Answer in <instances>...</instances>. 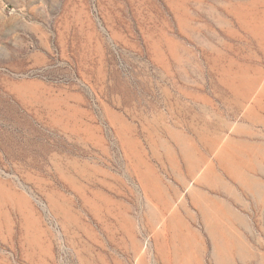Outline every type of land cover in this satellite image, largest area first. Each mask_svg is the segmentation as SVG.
I'll return each mask as SVG.
<instances>
[{"label": "rangeland", "instance_id": "1", "mask_svg": "<svg viewBox=\"0 0 264 264\" xmlns=\"http://www.w3.org/2000/svg\"><path fill=\"white\" fill-rule=\"evenodd\" d=\"M256 83L264 0H0V264H264V203L201 182L233 137L264 200ZM193 188L243 216L219 260Z\"/></svg>", "mask_w": 264, "mask_h": 264}, {"label": "bare ground", "instance_id": "2", "mask_svg": "<svg viewBox=\"0 0 264 264\" xmlns=\"http://www.w3.org/2000/svg\"><path fill=\"white\" fill-rule=\"evenodd\" d=\"M257 85L258 84L256 83L255 85L246 87V91L243 93V98L245 100L253 99L257 105H260L263 101L262 98H264V89L257 91ZM261 121H263V118H261ZM238 145V142H236L233 137H230L227 140L225 149H221L220 152L217 153L216 162L207 166V176H205L204 180L201 182L203 185H206V187L208 186L213 191H216V193H225L230 199H233V201H237L239 199L240 193L248 194V192H250L258 204L264 203L262 194L260 193L262 183L259 184L257 179L250 175L248 171L249 169H252V166L253 169L255 168V164L251 163L252 150L251 152H248L244 143H241L243 151L237 150L241 148H239ZM189 153L190 151L184 152L183 157L186 160L188 171L193 173L194 166L192 164L193 161H191L192 157H189ZM171 162H173L174 166H178L179 164L177 158L173 159ZM219 168L222 170L221 173L219 172ZM175 194L177 195V191ZM215 200L217 199L210 198L202 189H194L195 205L199 209L201 217L205 220L206 227L208 228L212 240L216 245V249L218 250L216 257L219 260L221 258L219 253H221L222 250L229 248L231 244V248L235 247L233 243L236 240L233 238L234 234L230 232L232 227L231 225H234V223L237 221H239L238 223H241L242 226L244 223L242 218L243 216L232 209L231 206L229 207L228 205L223 204L222 207L225 208V212L223 213L225 219V228H227L228 231H226L225 228H221L215 208L213 207ZM166 203L171 206L173 201L167 199ZM195 235L197 237V234ZM222 238H224L223 241Z\"/></svg>", "mask_w": 264, "mask_h": 264}, {"label": "crops", "instance_id": "3", "mask_svg": "<svg viewBox=\"0 0 264 264\" xmlns=\"http://www.w3.org/2000/svg\"><path fill=\"white\" fill-rule=\"evenodd\" d=\"M222 206L223 205V203L220 201V200H215V204L213 205V207H217V206ZM215 211H216V215H217V217H218V219H219V222H221L222 223V225L220 224V227L221 228H225V219H224V214L219 210V209H216L215 208ZM234 224H236V223H234ZM224 240V238H222V241Z\"/></svg>", "mask_w": 264, "mask_h": 264}]
</instances>
